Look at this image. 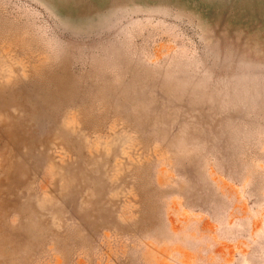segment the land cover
I'll use <instances>...</instances> for the list:
<instances>
[{
	"label": "rangeland",
	"instance_id": "obj_1",
	"mask_svg": "<svg viewBox=\"0 0 264 264\" xmlns=\"http://www.w3.org/2000/svg\"><path fill=\"white\" fill-rule=\"evenodd\" d=\"M0 264H264V0H0Z\"/></svg>",
	"mask_w": 264,
	"mask_h": 264
}]
</instances>
